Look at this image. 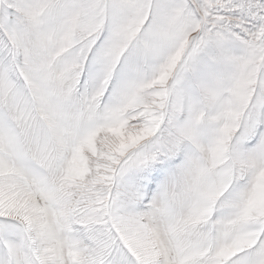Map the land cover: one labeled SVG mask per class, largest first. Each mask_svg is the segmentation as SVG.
Returning a JSON list of instances; mask_svg holds the SVG:
<instances>
[{"label":"snow or ice","instance_id":"obj_1","mask_svg":"<svg viewBox=\"0 0 264 264\" xmlns=\"http://www.w3.org/2000/svg\"><path fill=\"white\" fill-rule=\"evenodd\" d=\"M0 264H264V0H0Z\"/></svg>","mask_w":264,"mask_h":264}]
</instances>
